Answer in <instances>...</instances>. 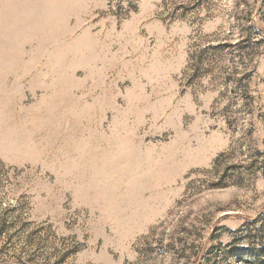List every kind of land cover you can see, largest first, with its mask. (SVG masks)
Returning a JSON list of instances; mask_svg holds the SVG:
<instances>
[{
  "label": "rangeland",
  "instance_id": "rangeland-1",
  "mask_svg": "<svg viewBox=\"0 0 264 264\" xmlns=\"http://www.w3.org/2000/svg\"><path fill=\"white\" fill-rule=\"evenodd\" d=\"M0 264H264V0H0Z\"/></svg>",
  "mask_w": 264,
  "mask_h": 264
}]
</instances>
